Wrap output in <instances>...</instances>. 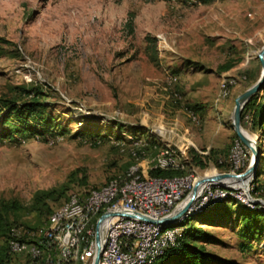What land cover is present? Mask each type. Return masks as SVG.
Segmentation results:
<instances>
[{"label":"rangeland","instance_id":"1","mask_svg":"<svg viewBox=\"0 0 264 264\" xmlns=\"http://www.w3.org/2000/svg\"><path fill=\"white\" fill-rule=\"evenodd\" d=\"M263 47L264 0H0V101L47 106L29 116L41 140L14 133L16 112L8 121L0 115V130L13 132L0 140V203L19 207L6 215L0 244L7 246L11 229L23 240L44 237L51 216L72 197L130 181L168 150L192 179L174 211L185 205L197 178L235 172V144L245 149V171L252 152L234 130L233 112L236 98L260 78ZM230 60L236 65L221 71ZM253 123L251 114L244 116L243 128L258 137L263 161L250 195L264 201V131ZM46 126L64 134L49 136ZM154 140L158 148L149 144ZM187 147L214 154L205 168L193 167ZM217 192L224 196L215 201L233 196L240 202L193 220L189 236L238 264H264V204L253 209L244 190ZM200 196L198 203H205ZM247 212L260 216L256 232L243 235ZM165 230L183 232L181 226ZM82 246L75 262L89 264ZM30 259L29 249L11 251L6 264Z\"/></svg>","mask_w":264,"mask_h":264},{"label":"trees","instance_id":"2","mask_svg":"<svg viewBox=\"0 0 264 264\" xmlns=\"http://www.w3.org/2000/svg\"><path fill=\"white\" fill-rule=\"evenodd\" d=\"M237 62L235 61H228L222 66H220L221 71H227L233 68L236 65ZM36 97L37 94H34ZM259 97L257 94L253 96L245 105L243 114H242V120L244 119V116L247 113H250L252 115L253 125H255V128H259L262 132L264 131V102L259 101ZM47 107L43 102H39L38 100H33L31 102H26L23 104V107H19L17 105H13L12 103L9 104H3L0 101V115L3 118L4 121H8V118L12 116L14 112L16 118L20 121L17 122L16 128L14 133L21 135L22 139H25L24 135H29L31 138L36 140H41L43 138V133L39 130H35V128L32 127V125L29 124V116H32L34 113H37V111H40L41 109H44ZM47 133L49 136H61L63 135V132H60L57 126H46ZM78 133V132H77ZM15 134V135H16ZM79 134V133H78ZM13 135V132H7L6 130H0V140L3 138H11ZM133 139L137 140L141 137H139L137 134H134L132 137ZM117 139L124 140L121 143H124L126 141V138L122 135L117 136ZM128 140L131 142V144H134V140ZM238 139V138H237ZM97 143H100V140H96ZM146 143H148L146 141ZM149 144L153 145L154 148H158L160 146V143L157 140L151 141ZM260 150L261 145L259 144ZM189 154L190 161L188 164H190L193 167H200L205 168L207 165L206 160H209L212 158V154H214V151H209L207 155L201 154L199 151H197L194 147H187L186 149ZM164 154H170L171 152L168 150L166 152H163ZM168 155H164L166 157H169ZM157 157V156H155ZM220 159V158H219ZM217 160V164L221 167H223V163ZM261 161H263V155L261 154ZM135 163V160L130 162V164L127 167L126 172L123 175H127L129 172L130 167ZM262 162L259 165L257 176L261 173V167ZM244 170V167L241 168L239 172H242ZM141 177V179H148V178H175V177H187V173L184 168H168V169H162V168H152L144 171H138V173ZM114 179V178H113ZM119 182L118 180H114ZM122 183V182H120ZM99 188V187H97ZM259 186L254 185V188L252 190V194L256 195L259 193ZM232 201H235V203L240 202L237 198L233 196H226L224 198L218 199L215 202H211L206 207H204L205 211H197V212H191L188 216L183 218L181 221L178 222L176 227L181 226L183 228L182 235L179 236L178 241L173 246H167L164 253L160 256L155 258L152 261V264H238L234 260L221 257L219 255H216L213 252L208 251L203 244L200 243L195 237L189 236V227L188 225L191 224V222L195 219H198L200 217H203L206 212L216 210V208L225 203H231ZM209 206V207H208ZM257 204L253 209H256L258 211ZM203 208V209H204ZM247 208V207H246ZM19 210V207L16 205L15 202H1L0 203V235L4 233V231L8 228L7 225V219L5 218L6 215H8L11 212H17ZM52 212V211H51ZM49 212V214L51 213ZM245 212V211H244ZM101 214L103 211L100 212ZM246 213V212H245ZM48 214V215H49ZM100 214V215H101ZM47 215V218H48ZM260 213L258 212H247L244 221L241 225V232L244 234H248L250 232H256V226L255 222L259 219ZM50 217V216H49ZM47 218L45 223L47 222ZM255 219V221H254ZM49 221V218H48ZM255 226V227H254ZM169 228V227H168ZM24 241H30L34 242V239L31 240H23L20 236L13 233V229L9 232V238H8V244L6 246V243L0 244V264H6L7 258L9 257L11 251H12V242H21L24 243ZM28 242V243H30ZM85 246V244H83ZM82 246V249L83 247Z\"/></svg>","mask_w":264,"mask_h":264},{"label":"built area","instance_id":"3","mask_svg":"<svg viewBox=\"0 0 264 264\" xmlns=\"http://www.w3.org/2000/svg\"><path fill=\"white\" fill-rule=\"evenodd\" d=\"M246 115H250V113ZM244 150L238 149V146L235 144L233 163L236 165L235 173L246 164ZM173 162L177 164L174 157ZM185 186L181 185V188L154 187L152 182L141 191H137L134 196L129 197L127 201L114 211L117 213H140L157 219L168 216L171 203L181 195ZM200 194H206V202L198 203L197 198L189 211L201 207L203 204H210L212 201H215L217 196L224 195L220 193L208 194V186L203 188ZM99 200L93 204L79 205L77 211L89 210L93 206H97ZM117 215L121 214H115L110 217L105 226L115 227L114 241L104 239L105 227L103 229L101 264H135L143 254H157L159 257L164 253L167 246H173L179 239L176 234H173L168 239H152L151 231L154 229H151V223L144 221L143 227H134L131 226V223L117 224ZM81 222L82 220H73L71 214L68 219H62L61 228L45 231L43 239L34 241L36 255L41 250H49L50 260L47 264H76L74 240L78 234V226ZM46 235H55V243L53 245H46ZM143 242H150V251H143ZM13 247L17 250V246ZM88 247H91L89 264H92L97 249L96 241L89 243Z\"/></svg>","mask_w":264,"mask_h":264},{"label":"bare ground","instance_id":"4","mask_svg":"<svg viewBox=\"0 0 264 264\" xmlns=\"http://www.w3.org/2000/svg\"><path fill=\"white\" fill-rule=\"evenodd\" d=\"M245 133L248 135L247 131H245ZM174 159L176 160L177 164L173 162V157L161 156L159 159H157L156 164L152 167L162 168V169L184 168V166L178 162L177 158L174 157ZM138 171L139 169L138 170L136 169L135 173H133V175L131 176L132 179L130 178V181H127L125 183L113 181L107 184L105 187L103 188L101 187L102 189L92 190L91 193L85 197H81V198L80 197L78 198L77 196L72 197L71 201L66 205V207L62 208L61 210H58L51 216L50 219L51 226L49 229H47V231L53 228H61L62 219H68L71 216V214L73 220H82V222L78 226V234L74 240V254L76 258L82 246L81 242H84L85 244L84 252L88 257H90L91 247H88V245L89 243H94L96 241L97 224L101 216L104 214V213L101 214L100 213L101 211L103 212L114 211L117 207L121 206L125 201H127L129 197L134 196L137 191H141L143 188L149 186L152 182L154 187L181 188V185H186L181 195L171 203L169 207V214H170L172 211H174V209L177 207L179 202L182 200V197H184L183 194L187 192L192 182V179L189 177L141 179L140 175L137 174ZM235 172H236V165H235ZM246 184L247 183L245 181L244 183L243 182L240 183L239 186L245 188ZM221 189H223V187L219 185H208V194H213L214 192H217ZM228 190L236 191L237 189H228ZM189 193L187 194L184 201L187 200ZM201 199L206 200V194H201L199 200ZM97 200H99L97 206H93L89 210L77 211L79 205L93 204ZM183 205L184 204H182L179 209H181ZM189 214L190 211L187 214V216ZM108 219L103 223V229L107 225ZM124 223H131V226L134 227L144 226L143 220L127 217L124 215H117V224H124ZM151 229H154L151 231L152 239H168L173 234H176V232L175 233L166 232L165 230L166 228H163L162 226L154 223H151ZM114 237H115V227H105L104 239L107 241H114ZM40 239H43V237L38 238L37 240ZM53 243H55V235H46V245H53ZM13 246H17V250ZM22 249H29L31 256L30 259L31 261L29 262L30 264H47V262L50 260V257L48 258L47 256V254L50 255L49 250H41L36 255V247L34 246V243L32 244L28 243L26 245L21 242L12 243V251L19 252ZM143 251H150V242H143ZM34 257L35 260L33 261ZM157 257H158L157 254H143V256H141L135 262V264H151L152 261ZM99 264H101V260L99 261Z\"/></svg>","mask_w":264,"mask_h":264},{"label":"water","instance_id":"5","mask_svg":"<svg viewBox=\"0 0 264 264\" xmlns=\"http://www.w3.org/2000/svg\"><path fill=\"white\" fill-rule=\"evenodd\" d=\"M258 58L262 65V73L260 78L241 93L236 98L235 108L233 112V126L238 138L243 142V144L252 152V160L247 167V169L240 173L227 172V173H216L214 175L208 176L204 175L198 178L189 193V196L186 200L185 205L181 209H177L172 214L162 217V218H153L145 214L140 213H129V212H120L107 211L105 212L100 220L98 221L96 228V254L93 259L92 264H99L102 251H103V223L110 217L115 214H121L127 217L137 218L149 223H154L162 226L163 228L177 226L178 222L187 216L190 208L193 206L195 200L198 198L199 194L202 192L203 188L208 185H219L223 188L228 189H240L244 190L245 194L249 199L255 203V205L261 203L264 204V201L260 199H254L250 195V184L256 177L259 165L261 163V150L258 143V137L252 138L251 136L245 133V129L242 125V112L247 104V102L256 95L259 91L264 90V47L258 52ZM246 181L245 188L239 186L240 183Z\"/></svg>","mask_w":264,"mask_h":264},{"label":"crops","instance_id":"6","mask_svg":"<svg viewBox=\"0 0 264 264\" xmlns=\"http://www.w3.org/2000/svg\"><path fill=\"white\" fill-rule=\"evenodd\" d=\"M259 79V78H258ZM253 85V84H252ZM259 101H262L264 102V90H263V93L261 94L260 98H259ZM194 147H196V145L193 144ZM197 148V147H196Z\"/></svg>","mask_w":264,"mask_h":264}]
</instances>
